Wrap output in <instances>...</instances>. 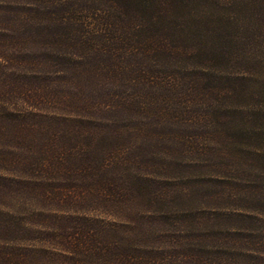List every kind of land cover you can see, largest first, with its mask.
<instances>
[{
	"label": "trees",
	"instance_id": "16d2710c",
	"mask_svg": "<svg viewBox=\"0 0 264 264\" xmlns=\"http://www.w3.org/2000/svg\"><path fill=\"white\" fill-rule=\"evenodd\" d=\"M206 1L0 0V193L13 184L34 197H19L20 216L11 219L26 237L21 247L3 245L1 258L9 264H264V234L236 225L249 216L214 208L211 227L202 229V215L177 211L162 201L170 195L148 181L152 170H169L175 145L185 146L175 129L189 111L177 91L189 85L192 103L201 76L192 78L189 70L185 82L179 73L163 75L158 63L171 56L194 60L198 39L216 53L220 17L208 12L205 21ZM179 2L190 7L192 20L195 14L206 22L205 37L196 31L194 46L183 48L190 43L178 24L169 50L171 35L151 27L158 19L171 23ZM209 8L260 23L248 27L256 35L249 47L264 52V0H208ZM89 81L94 86L85 93ZM52 106L57 113L39 109ZM152 122L175 125L157 132L147 160L139 143ZM160 142L159 151L153 146ZM170 192L172 202L182 198Z\"/></svg>",
	"mask_w": 264,
	"mask_h": 264
},
{
	"label": "rangeland",
	"instance_id": "374dc122",
	"mask_svg": "<svg viewBox=\"0 0 264 264\" xmlns=\"http://www.w3.org/2000/svg\"><path fill=\"white\" fill-rule=\"evenodd\" d=\"M131 1L135 3L139 0ZM174 8L176 10L173 16H170L171 23L158 19L153 27L152 24L149 26L153 33L160 34L164 29L163 33L167 31V36L171 35V43L169 42V50H171L178 36V26L181 25L182 27H179L190 43L184 44L186 47L183 48H190V45L193 47L196 31L199 32L198 37L200 35L205 37L202 27L206 22L198 21L195 14L192 20L190 7H184L181 2ZM208 12L217 20L219 15L220 20L216 21L214 26L219 28L221 36L225 35L229 41L226 43L223 36L222 38L220 36L217 39L216 53L212 54L211 46L204 48L198 39L196 45L198 53L195 54L194 60L187 59L180 62L179 59H173L171 56L161 59L158 63V71H163V75L179 73L185 82L190 79L189 70L193 73L192 78L194 73L201 76L197 80L198 88L192 97V103L189 85L186 91V84L178 87L177 91L178 94L183 92V105L187 104L189 111L184 114L181 108L183 114L178 119L180 122L178 129H175L180 137L186 139L185 146L177 149L178 146L175 145L174 153L170 157L174 161L170 159L169 170L167 172L152 170L148 181L149 184L154 185V191H162L164 196L170 195L169 200L162 198V201L171 202L177 211H191L198 217L202 215L204 217L202 229H208L212 225V218L208 219V211L214 208H228L236 209L238 213L243 214V217L249 216L250 221H238L236 225L258 236L264 234V52L260 54L254 47H249L251 39L256 35L250 32L248 27L252 25V29H255L260 23H250L249 19L243 16L241 18L240 15L237 18L232 17V14L228 16L226 12L222 16L219 10L208 9L207 0L202 14L205 21L206 15H210ZM172 21L175 29L172 28L174 26L167 27L172 25ZM198 23L202 24L198 27ZM204 31L206 32V29ZM254 40L256 43V39ZM259 42L264 49V38L260 37ZM134 60L135 57L132 58V61ZM205 79L207 81L202 83ZM89 82V85L84 86L85 93L88 92V87L94 86L91 81ZM57 97L56 93L53 101H57ZM157 104H160V100ZM39 109L57 113L53 106L51 109L49 107H39ZM177 114L176 111L174 117ZM184 120L190 122L182 123ZM133 121L135 123L137 117ZM149 124L147 137H142L139 143L140 146L142 141L144 143L143 155L147 160L152 149L150 144L157 139V132L164 133L167 130L172 132L175 125L169 123L168 128V123ZM153 147H157L159 151L163 148L161 142L160 145ZM18 187L12 184L10 189L4 190V186L1 188L2 192H7V195L0 193V264L10 262L1 258L5 249L3 245L15 249L14 245L17 243L21 247L26 237L23 232L22 239H19L21 234L16 233L19 228L14 227L11 217L16 212V215L20 216L16 208L19 202H22L19 197L25 194L26 199L27 195L34 200L33 190H27L25 193ZM170 190L180 193L182 198H174L172 202ZM232 194L238 198L231 199ZM26 223L27 220L22 223V229L23 224L25 226Z\"/></svg>",
	"mask_w": 264,
	"mask_h": 264
}]
</instances>
